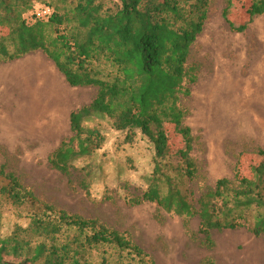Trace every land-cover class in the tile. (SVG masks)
I'll return each mask as SVG.
<instances>
[{
    "label": "trees",
    "instance_id": "16d2710c",
    "mask_svg": "<svg viewBox=\"0 0 264 264\" xmlns=\"http://www.w3.org/2000/svg\"><path fill=\"white\" fill-rule=\"evenodd\" d=\"M225 1L224 19L233 30L245 31L247 25L236 24L230 15L236 0ZM37 2L53 10L48 18L36 17ZM212 2L0 0V63L42 50L71 86L97 87L89 104L71 112L73 134L50 155V164L69 175L75 161L102 149L106 136L100 124L89 122L109 119L114 129L126 132L129 141L140 132L155 148V166L148 188L130 198V204L156 203L161 210L181 216L186 225L197 216L208 248L215 246V230L249 227L264 237V149L257 152L259 161L252 166L251 177L237 173L236 185L220 178L197 200L165 168L164 161L176 156L183 177L192 182L198 173L191 154L192 131L184 124L188 111L181 100L192 94L191 85L198 81L199 65L189 61ZM246 7L250 20L264 14V0ZM169 125L184 142L175 155ZM0 178L7 181L0 186V264H13L6 258L21 260L18 264H98L94 250L106 245L135 253L140 264H155L148 260V252L120 231L97 219L65 210L57 213L51 205H46L44 215H33L28 225L17 224L3 235V204L21 206L27 198L33 199V193L5 166L0 168ZM205 263L215 264L209 257ZM100 264L110 262L103 259Z\"/></svg>",
    "mask_w": 264,
    "mask_h": 264
},
{
    "label": "rangeland",
    "instance_id": "374dc122",
    "mask_svg": "<svg viewBox=\"0 0 264 264\" xmlns=\"http://www.w3.org/2000/svg\"><path fill=\"white\" fill-rule=\"evenodd\" d=\"M252 1L236 0L231 9L232 20L247 25L238 32L223 17L226 1L213 0L192 49L189 63H198V81L181 104L188 111L184 124L192 131L197 176L192 182L183 177L176 156L164 162L182 188L193 191L195 200L220 178L227 177L236 185L237 173L251 177L252 166L259 161L257 152L264 149V106L260 114L263 138L245 123L249 117L257 121L247 107L246 92L253 93L259 83L264 88V14L249 19L246 6ZM35 6L49 7L44 2ZM48 62L45 77L28 79L30 87L19 92L20 99L7 103L11 108L0 102L6 110L0 114V168L16 173L33 193V199L27 198L21 206L3 204V235H9L17 224L28 225L33 215H44L46 205H51L57 213L65 210L97 219L120 231L148 252V260L155 264H206L208 257L215 264H264V237L249 227L213 231L215 246L208 248L202 242L197 216L186 225L181 216L161 210L156 203L130 204V198L148 188L155 166V148L140 132L129 141L126 132L114 129L109 119L89 122L100 124L106 136L102 149L75 161L69 175L54 168L50 155L73 134L71 112L89 104L97 87L71 86ZM168 129L175 155L184 146L183 138L174 125ZM6 183L0 178V186ZM103 259L110 264H140L135 253L109 245L94 250V262L100 264Z\"/></svg>",
    "mask_w": 264,
    "mask_h": 264
},
{
    "label": "crops",
    "instance_id": "0c3cea01",
    "mask_svg": "<svg viewBox=\"0 0 264 264\" xmlns=\"http://www.w3.org/2000/svg\"><path fill=\"white\" fill-rule=\"evenodd\" d=\"M48 61H51V63L53 62L42 50H37L28 53L27 55L19 59L1 62V104H5L6 108L8 106L7 103L9 104V100H11V104L18 101L20 99L19 92L24 91L25 89H28L30 87L28 79L33 78V76L35 75H41L42 77H45L46 66L50 65ZM54 66L56 67L55 63ZM23 82H26V84H23ZM7 108L9 109L11 108V106H8ZM5 111L6 110L4 109V107L3 109L0 107V114L4 113Z\"/></svg>",
    "mask_w": 264,
    "mask_h": 264
},
{
    "label": "bare ground",
    "instance_id": "6f19581e",
    "mask_svg": "<svg viewBox=\"0 0 264 264\" xmlns=\"http://www.w3.org/2000/svg\"><path fill=\"white\" fill-rule=\"evenodd\" d=\"M260 75L261 74L258 73L259 77H260ZM263 77H264V75H263ZM258 80L259 79H257V81L255 80L256 83L258 82ZM246 93H249V94H247L248 98H245L246 99V103H247V107L250 106V108L253 111L254 116L256 117V120H257V121H254V123H253L251 117L246 119V121H245L246 128L249 129L250 131L257 132L262 137L263 125H262V121H261L262 118L260 117V114H261V111H262L261 108L264 106V88L259 83L256 86V90L253 93H251L250 91H247ZM238 103H240V102H238Z\"/></svg>",
    "mask_w": 264,
    "mask_h": 264
},
{
    "label": "built area",
    "instance_id": "2783aa9c",
    "mask_svg": "<svg viewBox=\"0 0 264 264\" xmlns=\"http://www.w3.org/2000/svg\"><path fill=\"white\" fill-rule=\"evenodd\" d=\"M52 12L53 10L50 7H43L42 9H36L35 15L38 18H48Z\"/></svg>",
    "mask_w": 264,
    "mask_h": 264
}]
</instances>
